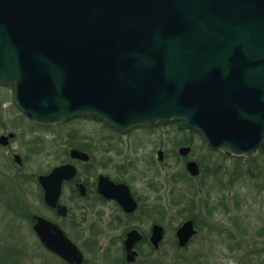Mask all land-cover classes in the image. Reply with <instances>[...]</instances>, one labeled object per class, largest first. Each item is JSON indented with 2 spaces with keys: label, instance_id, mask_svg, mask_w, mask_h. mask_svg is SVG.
I'll list each match as a JSON object with an SVG mask.
<instances>
[{
  "label": "water",
  "instance_id": "obj_1",
  "mask_svg": "<svg viewBox=\"0 0 264 264\" xmlns=\"http://www.w3.org/2000/svg\"><path fill=\"white\" fill-rule=\"evenodd\" d=\"M0 85L37 124L92 115L127 131L178 120L212 150L246 156L264 143V0H0ZM187 171L200 174L195 162ZM73 175L66 166L39 178L51 208H62ZM34 229L48 250L82 264L57 227L38 219ZM162 232L153 228L155 247ZM197 233L184 222L179 247ZM139 239L129 234L128 253Z\"/></svg>",
  "mask_w": 264,
  "mask_h": 264
},
{
  "label": "rangeland",
  "instance_id": "obj_2",
  "mask_svg": "<svg viewBox=\"0 0 264 264\" xmlns=\"http://www.w3.org/2000/svg\"><path fill=\"white\" fill-rule=\"evenodd\" d=\"M109 128L88 115L52 127L31 123L14 107L13 90L0 85V136L10 132L17 135L11 152H1L4 149L0 146V264H56L31 234L29 218L44 210L39 192L26 184L42 171L46 161L53 160L47 156L59 141L57 135L62 136L59 142L63 144L69 134L96 140L105 136L101 130ZM121 145L134 150L126 161L139 160L132 164L136 176L155 178L168 190L174 189L175 211L171 212L172 220L168 217L163 252L155 257L169 256L173 264H264V144L247 156L227 157L210 149L199 133L184 128L181 121H172L152 129H132L128 137L114 144ZM180 148H191V152L181 157ZM160 150L164 152L162 162L157 156ZM13 151L26 158L27 164L18 174L19 169L12 164ZM185 159L198 164V178L188 174ZM24 198L26 210L21 204ZM189 215L196 218L199 233L185 250H179L173 244L174 230ZM149 223L144 219V231ZM102 252L96 264H102ZM88 258L93 255L88 253Z\"/></svg>",
  "mask_w": 264,
  "mask_h": 264
},
{
  "label": "flooded vegetation",
  "instance_id": "obj_3",
  "mask_svg": "<svg viewBox=\"0 0 264 264\" xmlns=\"http://www.w3.org/2000/svg\"><path fill=\"white\" fill-rule=\"evenodd\" d=\"M22 116L24 117V115ZM101 132H104L105 136L96 140L69 134L65 144L59 142L62 136L57 135L59 141H56L54 151L47 156L48 159L53 160L51 163L46 161L42 171L26 184V186H29V183L30 186L34 185L39 192L40 204L44 210L42 214H33L32 218H29L31 234L35 237L36 243L55 259L56 264L71 263L64 261L60 256L48 250L40 240L34 229L38 219H43L63 232L65 237L81 252L82 264H96L95 259H98V254L101 251L105 254L102 264H173L172 258L169 256L160 260L155 256L163 252L168 231V220H170L168 217L171 216V212L175 211L174 189L168 190L166 185L158 182L155 178L136 176V170L132 164L139 163V160L126 161L129 156L133 157L134 150L129 145L114 146V144L122 142L125 137H128L130 130L121 131L109 128L101 130ZM10 134H14V137L9 138L7 145H0L4 149L1 152L12 151L11 148L17 139V135L10 132L0 137ZM23 143L25 142L23 141ZM44 151H41L42 156L45 154ZM159 153H161V161L159 160ZM178 154L180 155L179 151ZM157 156L159 162L164 160L162 150L158 152ZM16 157L19 158V162ZM184 162L187 166L190 160L185 159ZM12 164L19 169L15 173L18 174L25 168L26 158L13 151ZM66 166L74 168V175L70 179H65L61 185L58 206L62 208L58 210L51 208L46 203V191L39 178L48 177L55 169ZM126 192L136 204L134 209H126L121 201V199H126ZM84 203L86 206H83ZM128 203L129 206L132 205L130 200ZM21 204L24 210L28 208L25 198ZM157 216L163 217L151 220V217ZM144 219L150 221L147 231L142 228ZM188 220L194 221L198 231L197 221L187 219L184 222ZM184 222L174 230L176 232L173 244L179 250H185L190 245L185 248H180L178 245L177 230ZM155 226L163 229L162 240L158 247H155L151 242ZM131 233L140 239L133 243L132 253H128L126 244L129 242L128 238ZM144 247L146 252L143 251ZM114 248L117 251H113ZM88 253L93 255V258H88Z\"/></svg>",
  "mask_w": 264,
  "mask_h": 264
},
{
  "label": "trees",
  "instance_id": "obj_4",
  "mask_svg": "<svg viewBox=\"0 0 264 264\" xmlns=\"http://www.w3.org/2000/svg\"><path fill=\"white\" fill-rule=\"evenodd\" d=\"M182 126L184 127V128H186L185 127V124L182 122ZM187 219H196L195 217H193L192 215H189V216H187V217H184V219L183 220H187Z\"/></svg>",
  "mask_w": 264,
  "mask_h": 264
}]
</instances>
